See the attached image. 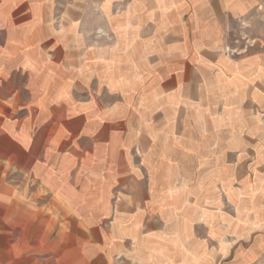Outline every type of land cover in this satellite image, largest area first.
I'll list each match as a JSON object with an SVG mask.
<instances>
[{
	"label": "crops",
	"instance_id": "1",
	"mask_svg": "<svg viewBox=\"0 0 264 264\" xmlns=\"http://www.w3.org/2000/svg\"><path fill=\"white\" fill-rule=\"evenodd\" d=\"M257 18L264 0H0V164L58 264H217L222 230L224 264H264V48L227 53Z\"/></svg>",
	"mask_w": 264,
	"mask_h": 264
},
{
	"label": "rangeland",
	"instance_id": "2",
	"mask_svg": "<svg viewBox=\"0 0 264 264\" xmlns=\"http://www.w3.org/2000/svg\"><path fill=\"white\" fill-rule=\"evenodd\" d=\"M230 42L227 53H233L234 57L239 56L242 51L249 53L264 48V19L257 18L256 21L241 23L239 27H235ZM216 186L223 189L220 181ZM21 188L26 191L22 192ZM233 188L260 190L262 187H257L255 183L234 181ZM30 189L28 176L16 173L13 167L7 172L0 164V264H58L54 256L52 259L48 232L32 229ZM223 200L217 205H224ZM223 233L222 230V238L217 243V264H224L225 252L230 254L231 248L233 251L237 248L235 239L232 247L226 246Z\"/></svg>",
	"mask_w": 264,
	"mask_h": 264
}]
</instances>
